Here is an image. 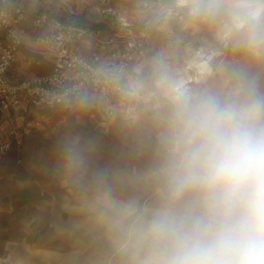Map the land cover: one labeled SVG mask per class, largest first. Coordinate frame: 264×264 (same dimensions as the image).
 Listing matches in <instances>:
<instances>
[{
	"label": "crops",
	"instance_id": "1",
	"mask_svg": "<svg viewBox=\"0 0 264 264\" xmlns=\"http://www.w3.org/2000/svg\"><path fill=\"white\" fill-rule=\"evenodd\" d=\"M166 1L177 2L180 12L159 22L148 57L133 63L144 93L135 115L105 121V110L93 95L76 101L72 111L60 107L18 108L17 122L26 126V132L18 144L0 157V264H87L86 248L81 245L49 240L38 243L30 236L36 234V226L8 227L7 203L14 204V210L21 203H61L63 209L71 212L70 203L93 201L109 203L110 218L116 223L109 246L93 245L95 264H106L108 257L104 258V252L109 250L111 264H159L171 254L173 243L155 231L157 216L171 211L177 223H190L198 207L196 193L176 199L172 192L174 177L187 150L181 97L214 96L222 104L234 102L241 107L257 103L264 124V102H243L239 94L246 90L247 75L264 74V44H260L264 43V36L254 35L258 45L251 52L239 48L234 62L227 65L230 61L225 60L230 55L229 32H240L236 38L246 43L251 39L245 34L248 28L264 27V0ZM12 2L28 13H68L60 0ZM115 3L124 5L132 14L140 13L139 0ZM96 4L95 0H69L68 6L71 14L87 16ZM23 25L27 32L8 76L17 79L50 73L53 55L30 49L26 44L34 31L29 18ZM92 46L89 42L77 44L87 57ZM214 48L218 55H214ZM257 81L254 90L259 92L262 81ZM232 91L238 93L237 100H232ZM4 135V122H0V137ZM136 204H142L138 211L141 223L137 226ZM81 207L74 206L75 212H80ZM54 208L56 214L58 208ZM54 224L44 233L71 234L70 221ZM8 237L25 239L11 242ZM72 245L73 254L67 252ZM17 250L19 255L14 253Z\"/></svg>",
	"mask_w": 264,
	"mask_h": 264
},
{
	"label": "built area",
	"instance_id": "2",
	"mask_svg": "<svg viewBox=\"0 0 264 264\" xmlns=\"http://www.w3.org/2000/svg\"><path fill=\"white\" fill-rule=\"evenodd\" d=\"M95 1L89 15L80 16L71 14L69 0H60L68 9L66 15L28 13L12 0H0V122L5 130L0 157L26 132V126L17 122L21 106L72 111L76 101L93 95L108 117L139 111L144 93L133 63L148 57L159 22L179 14L180 6L166 0H139L140 13L132 14L115 0ZM27 18L34 33L26 45L52 53L54 65L48 74L13 79L7 72L23 43ZM87 42L93 44L88 57L77 48Z\"/></svg>",
	"mask_w": 264,
	"mask_h": 264
},
{
	"label": "clouds",
	"instance_id": "3",
	"mask_svg": "<svg viewBox=\"0 0 264 264\" xmlns=\"http://www.w3.org/2000/svg\"><path fill=\"white\" fill-rule=\"evenodd\" d=\"M187 150L174 177L176 199L196 193L190 223L171 211L153 227L172 240L159 264H264V124L260 106L181 97Z\"/></svg>",
	"mask_w": 264,
	"mask_h": 264
},
{
	"label": "rangeland",
	"instance_id": "4",
	"mask_svg": "<svg viewBox=\"0 0 264 264\" xmlns=\"http://www.w3.org/2000/svg\"><path fill=\"white\" fill-rule=\"evenodd\" d=\"M264 24V23H261ZM264 26V25H262ZM231 34V48L230 55L225 57V60H229L230 62L227 65L231 64L235 61L236 55L238 53L239 48H245L246 52H251L254 49L258 42H254V35L264 36V27H256V28H248L246 31V35L250 37L251 41L248 40L246 43L239 42L236 38L240 32H235L237 35H234L233 31L229 32ZM228 33V34H229ZM260 44H264L261 43ZM214 55H218V51L214 48ZM238 60V59H236ZM262 67H264V60H261ZM217 62H215L216 64ZM211 64V63H210ZM214 65V64H213ZM255 79L262 81V87L259 92L254 90ZM257 81V83H258ZM241 95V101L243 102H264V74L261 76L255 75H247L246 78V90H241L239 92ZM238 93L232 91L231 98L232 100H237ZM135 115H117L115 117L104 116L105 121H110L111 119L116 121L118 119H127V117H131ZM113 122V121H111ZM88 198V197H87ZM141 203V202H140ZM72 207L71 212H67V210L63 209V204L55 203V204H47L45 202H29V203H21L16 205V210H14L12 203H7V210L10 211V215L7 217V226L16 225L17 227L23 226H36L33 232L36 234L30 235L33 237L32 241L43 243L49 241H53L55 244L58 243H66L70 244H78L81 248H86L87 253V264H95L96 250H92L94 248L93 245L96 243H103L109 246L111 244V230L112 226L116 227V223H114L110 218L109 209L111 208L109 203L93 201L86 204H78V203H70ZM74 206H82L80 212H75ZM58 208L56 214H54L53 210ZM94 207L99 208L98 211L94 210ZM142 204H136L134 215L138 214V218L134 219V225L137 226L141 223V214L138 212ZM75 214H80V218L74 216ZM19 216V217H18ZM55 221L53 223L52 218ZM71 222V234L62 236V234H46L44 233L48 226L52 227V225H56V222L62 224V222ZM53 223V224H52ZM61 226V225H60ZM55 228H57L55 226ZM30 237L29 235H27ZM13 237V236H12ZM25 238H21L18 241H24ZM16 239H11L8 237V241L15 242ZM30 241V240H27ZM77 245V246H78ZM74 246L72 245L71 249L67 251L68 253H74ZM66 251V250H65ZM9 253V251H8ZM15 254L19 255V250L14 251ZM103 253V252H102ZM107 254V255H106ZM106 255V256H105ZM108 257V261L106 264H111V251L104 252V258ZM107 260V259H106ZM6 264H11L7 261ZM105 264V263H104Z\"/></svg>",
	"mask_w": 264,
	"mask_h": 264
},
{
	"label": "bare ground",
	"instance_id": "5",
	"mask_svg": "<svg viewBox=\"0 0 264 264\" xmlns=\"http://www.w3.org/2000/svg\"><path fill=\"white\" fill-rule=\"evenodd\" d=\"M52 54V53H51ZM53 55V54H52ZM189 68V67H188Z\"/></svg>",
	"mask_w": 264,
	"mask_h": 264
}]
</instances>
